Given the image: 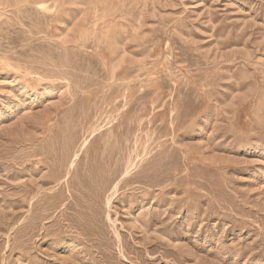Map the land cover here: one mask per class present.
<instances>
[{
  "label": "rangeland",
  "instance_id": "obj_1",
  "mask_svg": "<svg viewBox=\"0 0 264 264\" xmlns=\"http://www.w3.org/2000/svg\"><path fill=\"white\" fill-rule=\"evenodd\" d=\"M0 264H264V0H0Z\"/></svg>",
  "mask_w": 264,
  "mask_h": 264
}]
</instances>
